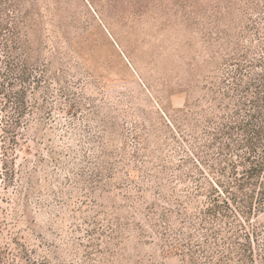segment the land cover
<instances>
[{"label": "rangeland", "instance_id": "1", "mask_svg": "<svg viewBox=\"0 0 264 264\" xmlns=\"http://www.w3.org/2000/svg\"><path fill=\"white\" fill-rule=\"evenodd\" d=\"M36 1L45 33L29 44L27 83L15 78L12 103L0 105L5 264H191L205 234L192 208L203 177L184 163L188 150L173 141L165 114L200 103L219 62L234 68L238 40L263 46L264 0H147L142 14L125 0L117 16L102 10L106 0L95 10L61 0L56 18V0ZM254 6L262 12L251 11V22L244 12ZM61 18L75 24L69 38L82 58L58 44L52 24ZM186 197L192 209L178 215L174 200ZM155 205L174 211L185 253L168 251L146 226L142 214Z\"/></svg>", "mask_w": 264, "mask_h": 264}, {"label": "trees", "instance_id": "2", "mask_svg": "<svg viewBox=\"0 0 264 264\" xmlns=\"http://www.w3.org/2000/svg\"><path fill=\"white\" fill-rule=\"evenodd\" d=\"M56 1L59 7L51 11L55 18L65 10L64 3ZM81 1L95 10L96 0ZM106 2L101 5L104 12L114 16L125 14V0ZM146 2L127 0L126 4L134 13L140 10L139 14H142L148 7ZM43 4L49 9L47 2ZM39 5L36 0H0L1 110L12 103L6 90L8 86H16L15 78L22 86L27 83V57L32 52L29 44L32 40L41 41L46 30L47 22ZM251 9L244 12V16L254 22L250 12L261 14L262 10L257 6ZM52 26L56 29L58 44H68L72 48L69 53L74 52L82 58L69 38L75 24L61 18ZM249 42L250 47L240 44L239 40L236 42L234 68L219 62L216 76L205 78L208 86L200 103L187 102L184 108L174 111V116L165 114L166 127L171 131L173 141L180 148L185 145L188 150L185 151L188 159L184 163L191 164L203 177L196 181L195 198L198 197L199 202L195 201L192 208L196 210L194 219L201 224L205 234L203 232L204 238L197 245L200 255L189 256L191 264H264V225L252 224L264 215V42L261 40L263 46L258 49L252 38ZM251 48L255 55L250 57ZM69 53H64L67 60ZM20 70L22 73L16 76ZM204 181L208 190L202 188ZM145 185L142 194L150 191L149 185ZM186 198V203L174 200L180 207L178 215L188 214L192 209L188 205L192 206L194 199ZM147 211V217L142 214L146 226L163 241L168 251L185 253L184 240L173 234L174 211L167 207L158 211L157 205ZM112 232H115L113 236L118 233L121 238L126 233L123 228ZM143 233L146 232L143 230ZM1 235L0 231V264H5L8 248L2 246ZM34 253L37 255V251ZM47 263L51 264L49 260Z\"/></svg>", "mask_w": 264, "mask_h": 264}]
</instances>
